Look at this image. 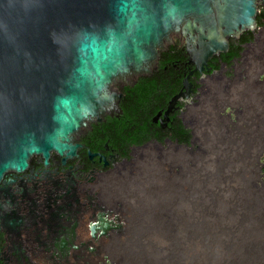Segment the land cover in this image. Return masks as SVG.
<instances>
[{
  "label": "water",
  "instance_id": "water-1",
  "mask_svg": "<svg viewBox=\"0 0 264 264\" xmlns=\"http://www.w3.org/2000/svg\"><path fill=\"white\" fill-rule=\"evenodd\" d=\"M263 6L264 0H0V185L8 174L27 172L34 157L46 167L53 155L63 164L77 158L93 125L123 113L120 88L152 77L178 40L194 72H203L229 51L230 39L257 28ZM194 72L170 101L167 119L189 100ZM248 84L228 93L215 83L186 114L195 151L149 143L103 183L98 207L119 221L117 228L102 218L91 226L94 240L100 232L110 239L103 262L264 264V99ZM227 106L242 109L237 122L221 116ZM96 251L95 245L75 262L96 264Z\"/></svg>",
  "mask_w": 264,
  "mask_h": 264
},
{
  "label": "flooded vegetation",
  "instance_id": "flooded-vegetation-1",
  "mask_svg": "<svg viewBox=\"0 0 264 264\" xmlns=\"http://www.w3.org/2000/svg\"><path fill=\"white\" fill-rule=\"evenodd\" d=\"M177 51L182 56L174 58L178 60L171 66L176 68V63L182 60L184 83L195 68L189 65L180 40L166 53L172 56ZM190 82L192 93L189 100L178 102L168 119L165 112L170 101L181 93L183 83L168 102L159 103L157 97L153 98L150 112L147 110L139 117L145 121L144 128L148 130L146 137L149 139L144 143L126 148L124 140L135 135L134 128L122 131V127L118 131L107 125L109 119H120L124 108H132L136 101L132 91L136 85L126 86L120 88L124 95L120 104L123 113L93 125L79 141L84 148L78 152L77 158L63 164L58 155H53L46 167L41 158L34 157L27 172L8 174L0 185V264H17L18 259L21 264H39L38 260L43 264H73L77 258L85 259L96 243L107 239L100 232L94 240L91 226L99 223L101 218L113 228L119 224L114 213L98 207L96 197L103 191L101 186L121 173L126 164L134 162L138 149L149 143L165 146L169 141L179 143L180 126L190 133L188 143L181 145L195 149L193 129L186 114L201 103L215 83L219 84L221 91L228 93L240 92L242 86L249 83L248 90L259 92L264 99V6L257 17V28L244 32L239 39H230L229 51L211 59L203 72H194ZM241 110L227 106L220 114L235 123L236 114ZM90 153L94 154L93 158ZM8 221L12 222V227L7 226Z\"/></svg>",
  "mask_w": 264,
  "mask_h": 264
},
{
  "label": "trees",
  "instance_id": "trees-1",
  "mask_svg": "<svg viewBox=\"0 0 264 264\" xmlns=\"http://www.w3.org/2000/svg\"><path fill=\"white\" fill-rule=\"evenodd\" d=\"M182 53L174 52L169 55L168 53L162 54L160 60L159 70L155 72L152 78H142L138 84L133 88V92L136 95V101L132 108H124V114L120 119H109L107 125L116 127L118 131H125L128 128H134L135 135L131 138L124 140V146L128 148L130 145H140L147 141L149 137H146L148 130L145 129V121L139 120V117L143 115L147 110H151V103L153 98L157 97L159 103L168 102L181 88L183 83L182 77V60L176 63L177 67L171 66L173 61L180 58ZM184 62V60H183ZM175 72H174V70ZM142 123L144 125H142ZM177 137L180 139L179 144L188 143L190 140V133L185 131L183 126H180ZM194 149L193 151H195Z\"/></svg>",
  "mask_w": 264,
  "mask_h": 264
},
{
  "label": "rangeland",
  "instance_id": "rangeland-1",
  "mask_svg": "<svg viewBox=\"0 0 264 264\" xmlns=\"http://www.w3.org/2000/svg\"><path fill=\"white\" fill-rule=\"evenodd\" d=\"M109 242H110V239H106L104 242L100 241V242L95 244L98 248V251H96V257H93V259L96 261V264H103L102 263V251H103L105 244H108ZM91 255L92 254H90V256ZM37 262H39V264H43V262H41L39 260ZM79 262L81 264L84 263V261H79ZM74 263L77 264V262H74Z\"/></svg>",
  "mask_w": 264,
  "mask_h": 264
},
{
  "label": "clouds",
  "instance_id": "clouds-1",
  "mask_svg": "<svg viewBox=\"0 0 264 264\" xmlns=\"http://www.w3.org/2000/svg\"><path fill=\"white\" fill-rule=\"evenodd\" d=\"M195 149H196V148H195ZM192 150H194V149H192ZM107 239H108V238H107ZM89 256H90V255H89ZM74 262H75V261H74ZM74 262H73V263H74ZM38 263H39V262H38ZM102 263H103V264H106L105 262H103V260H102Z\"/></svg>",
  "mask_w": 264,
  "mask_h": 264
}]
</instances>
